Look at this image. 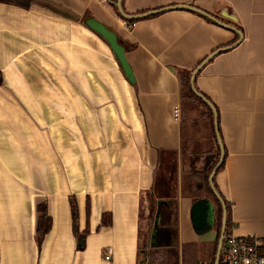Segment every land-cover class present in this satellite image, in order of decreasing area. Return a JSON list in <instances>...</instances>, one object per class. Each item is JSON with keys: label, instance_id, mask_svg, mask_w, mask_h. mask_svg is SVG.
<instances>
[{"label": "crops", "instance_id": "1", "mask_svg": "<svg viewBox=\"0 0 264 264\" xmlns=\"http://www.w3.org/2000/svg\"><path fill=\"white\" fill-rule=\"evenodd\" d=\"M121 3L127 15L190 6L225 25L188 8L129 27L109 0L0 2V264H149L162 248L149 247L155 224L147 218L141 243L139 216L172 156L178 260L208 264L216 227L196 226L181 188L199 180L216 149L203 122V135L200 127L183 135L173 110L177 70L193 71L218 49L194 80L217 111L223 165L214 185L229 206L230 232L264 240V0ZM91 19L115 33L133 83ZM43 202L51 225L39 238Z\"/></svg>", "mask_w": 264, "mask_h": 264}, {"label": "trees", "instance_id": "2", "mask_svg": "<svg viewBox=\"0 0 264 264\" xmlns=\"http://www.w3.org/2000/svg\"><path fill=\"white\" fill-rule=\"evenodd\" d=\"M33 0H0L1 3L18 5L22 7H29ZM117 15L123 19L126 24H132L136 18H125L120 14L116 7V0H109ZM122 5V3H121ZM123 8V6H122ZM124 11V9H123ZM125 12V11H124ZM179 80V97H180V114H181V124L182 130L189 122L193 132L200 127V122L208 129L210 140L213 145H215V158L212 163L204 170V174L195 183L182 184L181 193L183 196L192 198L193 204L199 201L207 203L209 209L207 212V221H213L216 227L218 237L212 243L210 252L205 257L208 260V264H214L215 255L217 251V243L221 229L222 222V207L219 200L213 193V190L208 182V177L216 163L220 158V149L216 141V135L214 130V115L211 108L199 97L197 96L190 84L192 70H177L176 72ZM2 82V74L0 70V84ZM217 112V111H216ZM190 116V117H189ZM189 118V120L187 118ZM184 135V133H183ZM172 156V155H171ZM165 164L167 173H163L159 169L155 175V180L151 191L147 194V201L149 203V211L147 219H150L151 223L155 224L151 229L148 230V245L151 249L153 248H163L167 250V253L172 257L170 264H178V251H177V204L178 196L176 191V164L174 158H170ZM223 163L220 164L219 169L222 167ZM216 171V172H217ZM166 175V176H165ZM213 186L214 179H213ZM217 191V190H216ZM218 192V191H217ZM226 208V220H225V236L230 234L232 227L230 221L229 206L225 200ZM71 209L73 214V219L76 217V207L75 203L71 202ZM37 211V222H36V234L41 238L46 234L51 225L50 217L47 214L46 204L39 203L36 208ZM156 217V222H155ZM141 218V212L140 216ZM103 223H107L106 219ZM155 228V229H154ZM198 258H196V263H198ZM168 264V262L166 263Z\"/></svg>", "mask_w": 264, "mask_h": 264}, {"label": "water", "instance_id": "3", "mask_svg": "<svg viewBox=\"0 0 264 264\" xmlns=\"http://www.w3.org/2000/svg\"><path fill=\"white\" fill-rule=\"evenodd\" d=\"M116 7L118 9V11L120 12V14L122 16H124L125 18H141V17H145L147 15L153 14V13H157L159 11H165V9H172V8H188L190 10L196 11L198 14L205 16L209 19H212L213 21L225 25L222 22L218 21L216 18L212 17L211 15L207 14L206 12L196 9V8H192L190 6H184V5H176V6H171L169 8H161V9H156V10H152L149 12H146L144 14H138V15H127L122 8L121 5V0H116ZM86 24L89 28H91L93 31H95L97 34H99L108 44L109 48L111 49L112 53L114 54L115 58L117 59L123 73L125 74V77L127 78V80L129 82H134V78H133V74L131 71V68L125 58V50L124 47L119 44V42L117 41V37L115 35V33L111 30H109L107 27H105L103 24H101L100 22L96 21V20H87ZM240 37L241 34L239 33ZM222 51V49H218L213 51L211 54H209L193 71L191 74V79H190V84H191V88L193 90V92L199 96L212 110L213 115H214V130H215V135H216V140L220 149V158L218 160V162L216 163V165L214 166V168L212 169V171L209 174L208 177V182L213 190L214 195L216 196V198L219 200L221 207H222V224H221V230H220V234H219V238H218V243H217V251H216V255H215V262L214 264H217L218 259H219V255H220V248H221V243H222V239L224 236V230H225V220H226V208H225V203L223 201V199L221 198V196L219 195V193L216 191V189L213 186V177L214 174L216 173V171L218 170L220 164L222 163L223 160V147H222V143H221V139L219 136V131H218V121H217V112L215 107L213 106V104L204 96L202 95L200 92H198L195 88L194 85V80L195 77L197 75V72L200 70V68L207 62L209 61L216 53ZM208 205L205 202L199 201L196 204H194L193 209H192V214L194 215V219H195V223L196 226H200L206 223L207 221V212H208ZM198 215H200V220L197 221L198 219Z\"/></svg>", "mask_w": 264, "mask_h": 264}, {"label": "built area", "instance_id": "4", "mask_svg": "<svg viewBox=\"0 0 264 264\" xmlns=\"http://www.w3.org/2000/svg\"><path fill=\"white\" fill-rule=\"evenodd\" d=\"M173 111L174 116L178 117L180 108L175 106ZM104 258L109 260V254ZM217 264H264V240L253 235L224 234Z\"/></svg>", "mask_w": 264, "mask_h": 264}, {"label": "rangeland", "instance_id": "5", "mask_svg": "<svg viewBox=\"0 0 264 264\" xmlns=\"http://www.w3.org/2000/svg\"><path fill=\"white\" fill-rule=\"evenodd\" d=\"M128 25V24H127ZM190 117V116H189ZM187 118V117H186ZM189 120V118H187ZM201 124V123H200ZM203 124V123H202ZM199 134L202 133L203 135V132L205 133V129L202 130L201 126L199 128ZM184 132V130H183ZM193 133V129L191 127V125L189 124V122L186 123V131L184 132V134L186 135H192ZM202 135H198V136H202ZM204 148H207V144L204 142ZM210 162V161H209ZM163 171V170H162ZM201 179H202V175H201ZM148 211H149V203L148 201L145 199V202L143 203L142 205V208H141V213H142V228L143 230H141V243H145L146 242V238H144V234L146 233L147 231V226L146 224L148 223L147 221V216H148ZM145 219V220H144ZM149 224V223H148ZM183 251H185V253L188 251V248L186 249H183ZM178 258H179V255H178ZM141 259H142V256H141ZM196 259V258H195ZM193 259L192 256L190 255H182L181 257V260H178V264H179V261H180V264H195L196 263V260ZM172 257L167 253V250L166 249H163L162 248V251L158 254H154L152 253V255L150 256L149 258V264H166L168 262V264L171 263L172 261ZM198 261L202 260V258L200 257V260H199V257L197 259ZM206 262H208V260H205Z\"/></svg>", "mask_w": 264, "mask_h": 264}]
</instances>
